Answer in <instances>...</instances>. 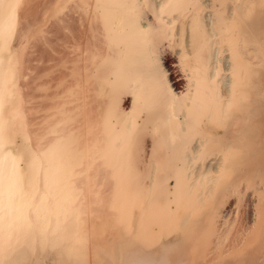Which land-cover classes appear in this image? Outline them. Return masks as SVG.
I'll return each mask as SVG.
<instances>
[{"label":"bare ground","instance_id":"1","mask_svg":"<svg viewBox=\"0 0 264 264\" xmlns=\"http://www.w3.org/2000/svg\"><path fill=\"white\" fill-rule=\"evenodd\" d=\"M42 1L0 0V264H264V0H57L15 48Z\"/></svg>","mask_w":264,"mask_h":264},{"label":"rangeland","instance_id":"2","mask_svg":"<svg viewBox=\"0 0 264 264\" xmlns=\"http://www.w3.org/2000/svg\"><path fill=\"white\" fill-rule=\"evenodd\" d=\"M56 2H57V0H44L35 6L34 15H32L30 17L28 16V18L20 20L18 31L16 33V36H15L14 42H13V45L15 48H17L20 40L26 34H27V37L29 38L31 33L32 34L36 33L37 27L41 23L46 22L48 20V18H50V16L53 14L54 6H55ZM32 143L35 145L34 141H32Z\"/></svg>","mask_w":264,"mask_h":264}]
</instances>
